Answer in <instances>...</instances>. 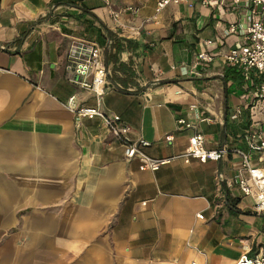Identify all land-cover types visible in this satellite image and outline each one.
Wrapping results in <instances>:
<instances>
[{
    "label": "crops",
    "instance_id": "0c3cea01",
    "mask_svg": "<svg viewBox=\"0 0 264 264\" xmlns=\"http://www.w3.org/2000/svg\"><path fill=\"white\" fill-rule=\"evenodd\" d=\"M156 6L0 0V264H236L264 254V213L239 188L236 154L264 171V150L248 146L264 138V98L253 94L264 74L226 61L247 42L227 29L246 28L248 9L232 0ZM82 40L103 51L100 101L69 67V47ZM203 51L213 60L194 66ZM72 95L120 116L154 158L185 153L197 132L206 148L226 152L145 169L103 120L66 107Z\"/></svg>",
    "mask_w": 264,
    "mask_h": 264
},
{
    "label": "built area",
    "instance_id": "2783aa9c",
    "mask_svg": "<svg viewBox=\"0 0 264 264\" xmlns=\"http://www.w3.org/2000/svg\"><path fill=\"white\" fill-rule=\"evenodd\" d=\"M194 0H157L156 11L160 12L170 3H185L192 6ZM209 0H203L207 3ZM236 6H244L248 9V26L243 29L242 25L231 24L227 29L228 34L241 31L247 40L245 44H236L226 55V61L229 66L239 67L246 74L250 71H257L264 74V0H232ZM126 11L136 14L138 8L126 7ZM117 18L118 13L112 12ZM149 21V20H145ZM211 44V41H206ZM69 67L73 68L78 78L74 82L81 88L91 91L95 94L97 101H100L105 92V87L109 84V72L103 58V51L97 44L89 41H77L70 45L67 55ZM213 55L208 51L198 53L197 62L194 66L211 62ZM174 68V67H173ZM184 73L189 72L184 68ZM257 98H264V81L260 83L253 91ZM66 107L72 111L78 118H100L106 124L111 133L118 138L125 147L127 158H138L142 167L150 170H158L161 166L169 163L175 158H183L185 162H190L196 158L201 162L208 160L219 161L226 152L225 148L208 149L205 146V137L202 133H194L189 138L188 149L185 153L178 156L167 158H154L148 155L144 148L150 145V142L144 138L131 140L128 137L131 127L122 122L118 115L109 116L100 109L99 105L95 107H86L79 105L75 95L68 98ZM179 123L190 127L184 119ZM171 139V137H168ZM251 152L264 150V138L254 135L248 142ZM236 154L241 158V167L238 173V185L245 196L255 194L254 210L258 213H264V171L261 168L250 164V154L241 150H236ZM247 173V175L244 174ZM200 218L203 215H199ZM236 264H264V254L251 256L243 253L238 258Z\"/></svg>",
    "mask_w": 264,
    "mask_h": 264
},
{
    "label": "trees",
    "instance_id": "16d2710c",
    "mask_svg": "<svg viewBox=\"0 0 264 264\" xmlns=\"http://www.w3.org/2000/svg\"><path fill=\"white\" fill-rule=\"evenodd\" d=\"M122 41H126L127 43L129 42V40L127 39H122V40H118L116 42H114L112 48L115 49V53H118L119 51H121L123 49V44ZM112 59V55L109 57V59Z\"/></svg>",
    "mask_w": 264,
    "mask_h": 264
}]
</instances>
